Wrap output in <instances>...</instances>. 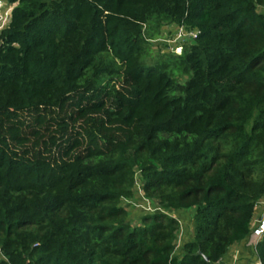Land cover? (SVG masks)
<instances>
[{
    "label": "trees",
    "instance_id": "1",
    "mask_svg": "<svg viewBox=\"0 0 264 264\" xmlns=\"http://www.w3.org/2000/svg\"><path fill=\"white\" fill-rule=\"evenodd\" d=\"M7 1L0 264H215L235 247L264 264V235L250 244L264 199V0ZM171 26L198 37L148 64ZM137 174L163 212L134 226L123 201ZM191 209L177 254L173 213Z\"/></svg>",
    "mask_w": 264,
    "mask_h": 264
},
{
    "label": "built area",
    "instance_id": "2",
    "mask_svg": "<svg viewBox=\"0 0 264 264\" xmlns=\"http://www.w3.org/2000/svg\"><path fill=\"white\" fill-rule=\"evenodd\" d=\"M17 4H10L7 0H0V35L1 33L9 27V24L12 19V12ZM168 27V28H172ZM175 35L172 39L169 40V52L180 55L183 50V46L186 43H193L198 37V31L188 30L184 26L175 27ZM142 179V178H141ZM136 194L133 199L127 200L128 204H131L133 208H138L141 214H153L163 212L159 205L154 203L152 200L147 198L142 190L143 181L139 185L137 184L136 177ZM139 213V214H140ZM175 213H173L174 215ZM175 216V215H174ZM264 235V199L261 200L255 210V216L252 224L251 231V245L256 246L258 242L262 239ZM244 258L241 253V249H235L234 254L231 255L229 259L223 262H218L215 264H263L259 258L255 259L252 257L249 261H242Z\"/></svg>",
    "mask_w": 264,
    "mask_h": 264
},
{
    "label": "rangeland",
    "instance_id": "3",
    "mask_svg": "<svg viewBox=\"0 0 264 264\" xmlns=\"http://www.w3.org/2000/svg\"><path fill=\"white\" fill-rule=\"evenodd\" d=\"M174 29L175 27H172V28L165 27L163 29L164 35L160 39L152 42V49H151L150 55L146 59V62L148 64H153L154 62H156L159 59V57L162 55V53L169 52L167 51L169 50V46L171 45L169 44V40L172 39L175 35ZM167 45H168V48H167ZM136 177H137V184L140 185L142 183L140 174H137ZM123 205L128 209V212L130 213L132 224L134 226L140 225L141 224V217H140L141 213L139 209L135 207L133 208L131 204H128L127 200L123 201ZM185 213L186 215H184V213H179V214L175 213L174 215L181 222L182 226L186 224L185 229H187L188 233L192 236L194 232V225H193V220H192L193 218L191 216V212L186 211ZM179 234L181 235V230Z\"/></svg>",
    "mask_w": 264,
    "mask_h": 264
},
{
    "label": "crops",
    "instance_id": "4",
    "mask_svg": "<svg viewBox=\"0 0 264 264\" xmlns=\"http://www.w3.org/2000/svg\"><path fill=\"white\" fill-rule=\"evenodd\" d=\"M186 211H188V212H191V216H192V218H193V216H194V214H195V209H191V210H186ZM185 210L184 211H180V212H178V214L179 213H184V215H186V212ZM177 214V213H176ZM185 226H186V224H184V226H182V224H181V235L179 234V236H178V239H177V243H178V247H177V254L178 253H180L181 252V249H182V246H183V244L184 243H186L188 240H189V238L187 237V234H189L188 233V231H187V229H185ZM187 232V233H186ZM180 233V232H179ZM186 233V234H185ZM251 239V238H250ZM252 240V239H251ZM251 240H250V242H251ZM236 248V247H235ZM234 248V249H235ZM234 249L233 250H231V252H230V254H229V256L224 260V261H226L227 259H229L230 257H231V255L232 254H234ZM246 254H247V252H245Z\"/></svg>",
    "mask_w": 264,
    "mask_h": 264
},
{
    "label": "water",
    "instance_id": "5",
    "mask_svg": "<svg viewBox=\"0 0 264 264\" xmlns=\"http://www.w3.org/2000/svg\"><path fill=\"white\" fill-rule=\"evenodd\" d=\"M256 259H257V257H256Z\"/></svg>",
    "mask_w": 264,
    "mask_h": 264
},
{
    "label": "clouds",
    "instance_id": "6",
    "mask_svg": "<svg viewBox=\"0 0 264 264\" xmlns=\"http://www.w3.org/2000/svg\"><path fill=\"white\" fill-rule=\"evenodd\" d=\"M17 6V5H16Z\"/></svg>",
    "mask_w": 264,
    "mask_h": 264
}]
</instances>
